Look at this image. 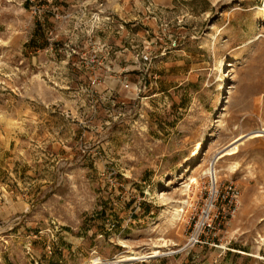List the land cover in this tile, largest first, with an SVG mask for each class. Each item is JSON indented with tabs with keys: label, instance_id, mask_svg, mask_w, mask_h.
<instances>
[{
	"label": "rangeland",
	"instance_id": "obj_1",
	"mask_svg": "<svg viewBox=\"0 0 264 264\" xmlns=\"http://www.w3.org/2000/svg\"><path fill=\"white\" fill-rule=\"evenodd\" d=\"M262 127L264 0H0V264H264Z\"/></svg>",
	"mask_w": 264,
	"mask_h": 264
},
{
	"label": "bare ground",
	"instance_id": "obj_2",
	"mask_svg": "<svg viewBox=\"0 0 264 264\" xmlns=\"http://www.w3.org/2000/svg\"><path fill=\"white\" fill-rule=\"evenodd\" d=\"M258 137H264V127L254 129L246 134L243 133L238 135L226 148H224L222 151L217 153L213 161L210 163V166L207 168L206 174L211 175L215 179V182H217L218 174L220 172V170L216 167L217 163L224 157L233 156L237 154L239 152L240 144L244 143L245 140L258 138ZM201 148H202L201 143H199L196 151L193 153V158H196L199 155V153L201 152ZM194 181L197 182V179L195 178ZM186 202L187 201H181V203H186ZM181 211H183V209L176 208L173 213L174 217L179 216ZM160 253L161 251L155 249L149 252L148 254H144L141 251L131 250L125 254L118 256L116 260L118 262L119 261L129 262V261L139 260L144 257L148 258V257L157 256ZM103 263L104 261L100 257H94L90 261V264H103Z\"/></svg>",
	"mask_w": 264,
	"mask_h": 264
}]
</instances>
